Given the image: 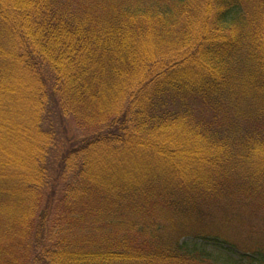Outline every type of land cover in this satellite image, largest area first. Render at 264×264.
Wrapping results in <instances>:
<instances>
[{"label":"trees","instance_id":"trees-1","mask_svg":"<svg viewBox=\"0 0 264 264\" xmlns=\"http://www.w3.org/2000/svg\"><path fill=\"white\" fill-rule=\"evenodd\" d=\"M259 219L264 0H0V264H264Z\"/></svg>","mask_w":264,"mask_h":264},{"label":"rangeland","instance_id":"rangeland-1","mask_svg":"<svg viewBox=\"0 0 264 264\" xmlns=\"http://www.w3.org/2000/svg\"><path fill=\"white\" fill-rule=\"evenodd\" d=\"M63 116V115H62ZM62 118V125L60 127L55 126V129L58 131V133L60 134V138L65 139L66 136H71V133L73 132V130H77V128L73 127V123L70 122L69 118H65V117H59ZM69 130V131H68ZM240 215L237 216L236 215V210H229V214L228 217L231 219L229 222L233 225V226H239V229L242 230L241 228L243 227V225L245 224V220L247 219V214H244L243 211L238 210ZM217 212V211H215ZM219 213V212H217ZM245 217V219H243ZM244 220V222H240L239 220ZM208 221L210 222H216L218 224H223V223H228L225 222L223 220V218H221V215L218 214L217 218H212L211 216L209 217ZM255 223H257V229L258 230H263L264 231V224H261L260 222H262L260 219L259 220H254ZM243 223V224H242ZM183 241H185L189 246L193 247L196 246L197 244L200 245L201 249H205L206 251L210 252L212 254V256L214 258H216L219 261H223V260H232V259H240V255L241 253L239 252H233L231 250H228V248L226 247V245H221L219 243H215V242H204L205 240H202L200 237H195L191 234L188 233H183V236L181 238ZM232 248H234L237 251L242 252L243 248L240 247L239 245H231ZM242 264H257L258 262L256 261H249L246 259H241Z\"/></svg>","mask_w":264,"mask_h":264}]
</instances>
